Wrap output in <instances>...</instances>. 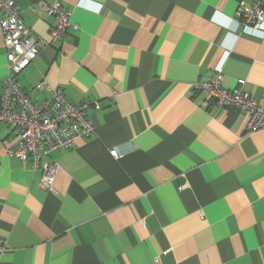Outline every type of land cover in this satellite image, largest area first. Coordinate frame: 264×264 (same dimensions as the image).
<instances>
[{"label": "crops", "instance_id": "1", "mask_svg": "<svg viewBox=\"0 0 264 264\" xmlns=\"http://www.w3.org/2000/svg\"><path fill=\"white\" fill-rule=\"evenodd\" d=\"M14 1L36 39L54 24L40 2L76 26L16 76L23 90L98 107L92 137L43 158L52 193L7 156L0 123V264H264V129L193 91L222 64V86L244 80L264 111V38L236 21L243 0ZM7 76L0 32V96Z\"/></svg>", "mask_w": 264, "mask_h": 264}, {"label": "built area", "instance_id": "2", "mask_svg": "<svg viewBox=\"0 0 264 264\" xmlns=\"http://www.w3.org/2000/svg\"><path fill=\"white\" fill-rule=\"evenodd\" d=\"M37 11L54 19L47 41L31 35L14 0H0V32L8 69L0 96V123L7 125L16 137L6 148L7 156L18 159L23 165L29 163L33 170L40 169V186L52 193L57 165L52 161L42 163L43 158L52 152L70 149L79 138L92 137L94 127L86 112L90 107H98V103L87 100L74 104L61 91H55L50 100L39 105L18 83L16 76L28 67L42 47L54 45L68 30L76 28L72 25L70 13L62 9L59 1L40 2ZM235 18L242 25L244 34L264 38V0L241 1ZM221 67L222 64L215 66L210 79L196 83L194 93L203 94L205 106L211 103L247 113L245 128L248 131L264 129V111L250 94L240 89L244 80H238L235 89H225ZM37 88L51 90L46 80H42ZM109 153L113 158L118 157L115 150Z\"/></svg>", "mask_w": 264, "mask_h": 264}]
</instances>
